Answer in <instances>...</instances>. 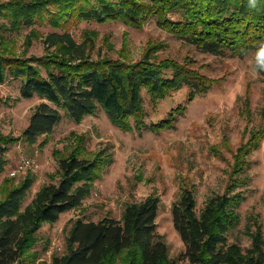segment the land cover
<instances>
[{
    "label": "trees",
    "instance_id": "16d2710c",
    "mask_svg": "<svg viewBox=\"0 0 264 264\" xmlns=\"http://www.w3.org/2000/svg\"><path fill=\"white\" fill-rule=\"evenodd\" d=\"M160 26L203 52L244 56L264 42V0H8L0 2V83L9 77L22 80L21 96L46 99L39 103L21 138L0 132V174L9 160L6 152L22 139L37 144L53 133L64 113L76 122L103 108L123 130L160 133L176 127L186 111L180 104L167 117L149 123L144 91L154 105L172 92L189 88V100L207 93L214 80L194 66V60L160 58L165 44L149 46L139 60L93 57L92 45L77 40L67 30L44 38L53 51L42 56L19 53L4 31H20L36 23L63 27L74 20H123L142 27L152 17ZM264 78V70H258ZM0 94V104L2 102ZM64 113H63V111ZM264 128L257 129L237 151L228 191L210 199L197 211L195 190L183 186L173 205L176 230L185 243L178 259L169 256V245L158 230L161 198L150 195L127 203L122 217L98 221L78 218L67 231V252L52 264H264L262 226L253 234V248L244 252L229 241V232L240 222L238 208L246 198L249 155L260 148ZM48 141V138H46ZM72 150L60 158V177L44 183L25 205L36 176L19 183L5 179L0 198V264H31L38 255L27 254L37 244L46 223L79 207L92 193L94 183L114 162V154L87 148L86 135H77ZM46 143V142H45ZM41 142L40 145H43ZM54 178V177H53ZM118 259L120 261H118ZM46 264V263H45Z\"/></svg>",
    "mask_w": 264,
    "mask_h": 264
},
{
    "label": "rangeland",
    "instance_id": "374dc122",
    "mask_svg": "<svg viewBox=\"0 0 264 264\" xmlns=\"http://www.w3.org/2000/svg\"><path fill=\"white\" fill-rule=\"evenodd\" d=\"M0 21L4 19L0 17ZM64 30L80 42L91 43L95 58L101 55L139 60L151 44L164 43L165 47L157 51L160 58L178 61L192 58L194 66L214 80V85L192 101L188 97L189 88L184 87L160 100L158 105L144 91L149 123L167 117L180 104L186 105L176 127L160 133L123 130L113 124L103 108L81 122L72 120L62 110L64 117L55 131L47 137L41 136L37 144L29 145L22 139L14 143L6 152L9 164L0 174V198L4 196L1 188L5 179L12 178L17 184L33 173L36 181L25 205L44 183L60 177V158L72 150L77 135H86L87 148L93 154L102 149L114 154V162L95 181L92 193L84 202L63 213L57 222L43 225L37 244L27 253L38 254L31 264H52L55 256L64 255L67 231L78 218L120 219L127 203L141 202L150 195L161 198L158 230L169 245V256L178 259L186 246L175 228L172 209L182 187L194 188L200 213L210 199L228 191L238 149L252 132L264 128V78L254 67L256 51L244 56L203 52L160 26L155 16L142 27L120 19L105 22L80 19L63 27L36 23L20 31L4 33L19 53L26 51L28 56H42L55 49L47 47L45 36ZM21 85L22 80L13 77L0 83L3 98L0 132L19 138L39 103L47 101L53 105L38 96L23 98ZM41 142L44 144L40 145ZM24 156L34 159L36 167L13 176L11 173ZM249 160V183L240 187L246 195L238 208L240 222L229 232V241L238 243L246 253L253 248V234L259 226L264 233V137Z\"/></svg>",
    "mask_w": 264,
    "mask_h": 264
},
{
    "label": "built area",
    "instance_id": "2783aa9c",
    "mask_svg": "<svg viewBox=\"0 0 264 264\" xmlns=\"http://www.w3.org/2000/svg\"><path fill=\"white\" fill-rule=\"evenodd\" d=\"M36 167V161L31 157H22L18 167L11 173L13 176H17L20 172H26L30 168Z\"/></svg>",
    "mask_w": 264,
    "mask_h": 264
},
{
    "label": "clouds",
    "instance_id": "9594fccd",
    "mask_svg": "<svg viewBox=\"0 0 264 264\" xmlns=\"http://www.w3.org/2000/svg\"><path fill=\"white\" fill-rule=\"evenodd\" d=\"M255 5V0H250V6ZM254 67L257 70H264V42H261L254 59Z\"/></svg>",
    "mask_w": 264,
    "mask_h": 264
}]
</instances>
